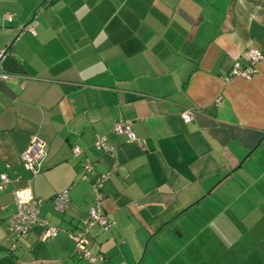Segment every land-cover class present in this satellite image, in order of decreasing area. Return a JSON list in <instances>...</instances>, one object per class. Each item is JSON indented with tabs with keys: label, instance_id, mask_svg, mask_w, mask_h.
Returning <instances> with one entry per match:
<instances>
[{
	"label": "crops",
	"instance_id": "1",
	"mask_svg": "<svg viewBox=\"0 0 264 264\" xmlns=\"http://www.w3.org/2000/svg\"><path fill=\"white\" fill-rule=\"evenodd\" d=\"M31 21L34 34L11 43ZM6 48L0 264H264V58L251 79L230 76L249 50L264 51V0H0ZM118 120L139 141L116 133ZM33 136L45 153L34 177L20 158ZM97 136L111 152L96 150ZM106 171L110 227L90 229V250L104 258L91 263L65 230L87 219ZM24 187L63 230L56 237L10 230L12 194ZM63 190L60 213L52 198Z\"/></svg>",
	"mask_w": 264,
	"mask_h": 264
},
{
	"label": "built area",
	"instance_id": "2",
	"mask_svg": "<svg viewBox=\"0 0 264 264\" xmlns=\"http://www.w3.org/2000/svg\"><path fill=\"white\" fill-rule=\"evenodd\" d=\"M49 1V0H47ZM29 31L34 34L33 22H29L25 26L18 28L16 35L14 36L11 43L18 39L22 31ZM8 48L0 51V59L5 55ZM264 58V51L257 49L249 50L247 54V66L244 68L240 67V63L236 61L230 70V76H239L245 79H251L255 70V63ZM7 74L0 71V79H6ZM193 110L185 109L181 112V118L184 123H188L191 120ZM113 130L118 134L126 136L129 142L139 141L133 130L131 121L115 122ZM44 143L41 139L36 136L31 137L28 146L21 154V162L23 166L31 173L34 177L39 173L42 160L44 158ZM94 147L96 150L101 152H111L112 146L109 144L105 136H97L94 141ZM72 153L74 156H79L81 149L78 146L72 147ZM82 178L85 174L92 170L91 162L85 158L81 160ZM110 171L99 173L93 181L92 193L93 201L88 208L87 219L80 224L76 229L65 230L67 237L74 243L75 251L80 258H83L91 263H101L104 258L100 253H93L90 250L89 231L92 227L97 226L103 229L110 227V221L104 216L101 201L104 197L103 185L107 180ZM9 182V178L5 173L0 174V191H3L5 185ZM13 202L16 206L15 211L9 216L8 222L10 230L16 237L25 234L32 230L37 225L41 228L39 234V240L45 242L49 239L56 237L61 231V228L52 226L49 222L40 216V208L43 200L39 197H34L29 187L15 189L13 191ZM53 208L57 212H65L69 207V195L67 190L56 194L52 198ZM15 244L12 246L14 247Z\"/></svg>",
	"mask_w": 264,
	"mask_h": 264
}]
</instances>
